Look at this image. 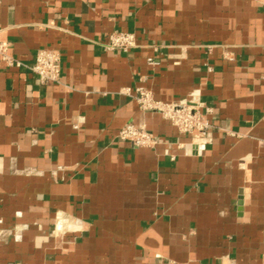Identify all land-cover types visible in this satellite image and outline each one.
<instances>
[{
	"label": "crops",
	"instance_id": "0c3cea01",
	"mask_svg": "<svg viewBox=\"0 0 264 264\" xmlns=\"http://www.w3.org/2000/svg\"><path fill=\"white\" fill-rule=\"evenodd\" d=\"M115 30L139 46L104 49ZM0 42L62 54L45 84L0 55V264H264V0H0ZM137 84L211 105V141ZM129 121L159 143L120 140Z\"/></svg>",
	"mask_w": 264,
	"mask_h": 264
},
{
	"label": "built area",
	"instance_id": "2783aa9c",
	"mask_svg": "<svg viewBox=\"0 0 264 264\" xmlns=\"http://www.w3.org/2000/svg\"><path fill=\"white\" fill-rule=\"evenodd\" d=\"M106 50H121L128 52L139 46L137 34L134 31L115 30L109 33L102 42ZM158 50L159 44H152ZM0 55L7 66L26 65L20 59L11 55L6 42H0ZM61 51L57 48L42 47L35 54L32 64L26 65L34 72L42 84L50 81H60ZM147 63L153 66L160 64V59L148 56ZM121 93L133 97L142 111H152L170 121L180 133L189 135L190 144L200 150L209 143L217 127L213 118L214 108L197 97L173 101L157 99L153 91L143 84L124 87ZM120 140L130 141L135 146H155L159 137L145 123L127 122L117 133ZM174 158V157H173ZM63 223H70L68 216L60 215ZM73 227V225H71ZM75 229V228H72Z\"/></svg>",
	"mask_w": 264,
	"mask_h": 264
}]
</instances>
